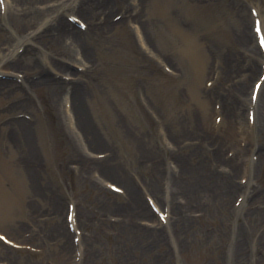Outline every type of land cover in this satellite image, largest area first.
Instances as JSON below:
<instances>
[{
    "label": "rangeland",
    "instance_id": "1",
    "mask_svg": "<svg viewBox=\"0 0 264 264\" xmlns=\"http://www.w3.org/2000/svg\"><path fill=\"white\" fill-rule=\"evenodd\" d=\"M28 1L35 2L37 8L43 6V0ZM251 6L264 14V0H149L140 10L142 17L137 25H120L111 37L104 40L90 37L83 42L91 51L93 61L86 80L88 101L82 104L103 144L102 148L94 150L93 156L102 157L110 149L117 162L133 164L137 162L138 145L142 143L156 146L170 163L174 155L165 141L168 133L182 127L196 128V120L200 118L206 119L211 130L213 126H221L222 118L220 122L216 120L219 117L215 105L219 98L210 96L208 107H205L207 91L213 85L216 88L234 86L242 88L248 98L260 74L259 58L246 49L240 38V32L250 28ZM160 7L165 8V16L160 15ZM12 15L9 12L7 19ZM116 15H122L118 14V9L111 12L113 19ZM7 19L0 18V56L16 49L17 38L29 35L35 25L32 20L27 24L21 21L17 31L7 27ZM84 21L89 28V22ZM172 24L193 36L199 71L182 53L184 40L172 32ZM75 25L78 27L76 22ZM139 25L141 32L148 36L151 49L141 46L134 29ZM33 39L36 44L29 49H33L34 54L21 56L15 65L9 56L4 57V71L0 73V80L12 81L17 86L15 93L0 97V233L17 246L0 240V264H264V214L260 219V215L251 214L246 198L242 203L237 200L247 190L264 191V164H259L254 172L256 179L250 176L252 173L248 174L253 166L250 160L258 159L257 152L253 157L250 150L264 146V88L257 102L255 127L242 136L248 124L245 106L243 122L237 124V131L235 125V130H230L237 137L223 148L222 154L231 157V148L248 146L249 155L241 164L240 173L235 175L241 189L229 197V209L221 212L216 204H207L203 214H193L190 227L182 231H179L181 223L173 220L163 230V245L155 247L153 252L143 253L129 243L118 242L112 230L116 227L103 226L105 222L114 223L115 218H95L104 212L99 208L101 202L122 204L125 195L115 194L108 188L107 183L122 186L115 179L108 177L105 183L94 173L87 177L79 174L81 165L75 154L81 155L84 148L66 121L65 109H69L70 102L65 106L64 95L59 94L54 99L47 85L31 83L47 73L55 79L62 77L61 80L68 81L74 76L65 75L70 77L67 79L56 73H62L64 67L68 68L66 73H82L81 69L86 67L74 65L73 59L66 60L64 56L72 58L74 52L77 54L75 48L53 41L47 29ZM66 48L68 50L63 52ZM18 51L21 53L22 48ZM42 53L47 63L38 61ZM30 60L37 63L35 69L27 68ZM225 60L232 64L231 72ZM25 96L30 99L31 107L9 109ZM12 117L32 123L39 163L37 173L31 177L22 161V151L5 143L4 122ZM211 132L216 135L219 131ZM140 169L138 176L141 178L152 173L150 164H142ZM163 184L164 181L161 186ZM157 186L158 194L152 197L163 208L160 175ZM141 197L148 205L147 192L141 191ZM259 200L262 204L264 195ZM51 201L60 206L63 220L70 203L88 215V220L79 221L80 256L70 247L66 258L60 260L61 240L57 235L37 233L57 221L49 207ZM73 238L74 233H71L68 237L71 245ZM236 244L242 250L238 259Z\"/></svg>",
    "mask_w": 264,
    "mask_h": 264
},
{
    "label": "bare ground",
    "instance_id": "2",
    "mask_svg": "<svg viewBox=\"0 0 264 264\" xmlns=\"http://www.w3.org/2000/svg\"><path fill=\"white\" fill-rule=\"evenodd\" d=\"M3 1L6 12L4 17H2L0 9V18L5 20L9 12L14 14L7 19L6 24L8 28L19 31L16 28L20 26L21 21L27 24V22L29 23L32 20V23L35 25L31 27L33 29L29 35L17 38L18 46L16 49L8 50V53L6 52L7 55L4 52L1 54L0 73L4 71V57L9 56L10 60L14 61L12 65H15L20 62L21 56L30 53L34 54L35 51L29 49L36 44L33 38L36 34L39 35L45 32L46 29L51 34L53 41L59 44L62 43L68 48H75L77 54L74 52L72 58L62 55L66 60L70 61L73 59L71 62L74 65L86 67L82 73H66L67 67L63 68L62 73H56L61 76H74L75 79L73 78L71 81L61 80L62 77L55 79L47 73L48 75L42 76L37 80H32L31 83L34 85H47L54 99H57L59 94H62V97L63 95L65 96L64 104L70 102L69 109H65L66 121L84 148L81 155L74 153L76 155L75 158H77L81 165L78 169L79 174L87 177L94 173L93 175H97V178L102 182L111 178L122 185L118 186V188L123 190L125 203L117 204L103 201L99 208L104 212L101 215L95 216L99 220L106 219L107 217L115 218L114 223L108 224L105 222L103 226L105 228L107 225L109 227H116L112 228V230L115 232L118 242L129 243L130 246L139 248L143 253H150L156 249L155 247L163 245V230L169 227L170 222L173 220L181 223L182 228L179 227V231H182L190 227L189 224L193 214H203L204 206L206 205L207 207V204H216L218 210L221 212L229 209V197L241 189L236 184L235 175L240 173L241 164L246 161V158H249L248 146L247 148H235L232 146L234 148H231L233 149L231 157L223 155L222 152L223 148L229 145L230 142L232 143L233 138L237 137L236 134L230 133V130H235L233 128L235 125L237 131V124L243 122V108L246 106V108L253 109L251 93L247 98L244 96L242 88L236 89L234 86L222 88L221 85L216 88L213 85L207 91L208 95H205L206 104L204 106L208 107L207 99L210 96L216 95L219 98V115H222V123L221 126H213L212 128L214 131L218 129L219 132L213 135L211 128L206 124V119L200 118L196 120V128L185 129L182 127L183 129L180 128L173 133H168L165 141H167V146H170L168 148L171 154L174 155V158L170 159V163L168 162L169 158L167 160L163 158V155L166 156L165 153L159 152L156 146H144L142 143L138 145L140 148L139 155L136 157L137 162L133 164L127 165L124 162H117L115 154L110 149L106 150L101 158L93 156L96 152L94 150L102 148L103 144L100 142L90 119L84 112L85 108L82 104L86 100L88 101L86 80L89 79L90 63L93 61L91 51L89 48H86L83 42L90 37H95L96 40H104L107 37H111V33L120 25L127 23L137 25L142 17L140 10L149 0H43V6L40 8L35 6V2L32 3L28 0H13L14 4H12L11 0ZM13 7L20 11H17ZM114 9H118V14H122L118 20H113V16H111V12ZM11 11H15V13ZM165 13V8L160 7V15L165 16ZM69 17H78L84 23H86L84 19L87 20L89 28L87 25L86 29L82 31L68 20ZM258 18H261V29L264 32V14L261 11H259ZM170 26L173 29L172 32L179 34L182 40H184L185 45L182 53L190 62V65L199 71V59H197L193 36L189 31L178 27L176 24ZM253 26L254 18H252L251 27L248 28L249 31L243 30L240 32V38L243 44H246V49L251 51L253 56L258 57L259 61L264 62L262 52L258 45L255 44L256 40L252 33ZM141 28L144 30V27ZM134 29L141 46L145 49H151L150 40L147 38L146 33L143 34L141 32L140 25L134 27ZM139 34H143L142 37ZM22 47L23 51L18 53V50ZM66 50L68 49L66 48L63 52H66ZM38 54L35 53V55ZM38 61L42 63L48 62L46 55L43 53L39 56ZM224 64H226V67L228 66V71H230L232 64L226 60ZM36 67L37 63L35 64L33 60H30L27 68L35 69ZM218 80L219 77L215 82L217 83ZM263 88L264 83L262 85ZM16 91L17 86L15 83L0 80V97L3 95L10 96ZM28 107H31V101L25 96L23 99L11 104L9 109L13 111ZM255 124L256 122L253 125L254 127ZM4 127H6L4 134L5 143L11 147H16L20 152L22 151V161L31 177L37 173L36 170L39 163L32 135V123L23 118L12 117L4 122ZM249 128L246 125L242 136H245L249 132ZM186 149L190 150L182 154L181 151ZM255 151L257 152L258 159L256 158V161L253 158L250 160L253 166L248 171L249 175L252 173L250 176L253 179L257 178L254 172L260 166L259 164H264V162H261L264 158V146L252 147L250 152L253 153V157L254 155L256 156ZM142 164H150L152 172L150 176L145 178L138 176ZM159 175L160 191H162L161 201L165 204L163 208H167L166 212L169 214L166 226L161 223L141 197V191L147 192L150 198L157 196ZM163 181L164 184L161 186ZM164 185L165 187H163ZM163 188L165 193L163 192ZM244 194L246 196V205L250 207V210L252 209L251 214L260 215V219H262L264 200L261 204L259 199L264 195V191L259 192L257 189H250L249 191H245ZM258 203L260 205H257ZM49 207H51L53 217L57 221L50 226L42 228L41 233H37L44 234L45 236L47 234L57 235V239L61 240L59 256L60 260H63L66 258L69 248L75 249L76 247L73 243L71 245L68 240L70 232L66 230V227H68L67 220L62 219L58 203L51 201ZM74 211H76L75 216L77 220L75 223L77 225L76 229H78L80 219L88 220V215L86 216V212L83 210L81 212L79 208L74 209ZM77 245L78 251H80L82 243ZM241 252L240 245L236 244V259L242 256Z\"/></svg>",
    "mask_w": 264,
    "mask_h": 264
},
{
    "label": "snow or ice",
    "instance_id": "3",
    "mask_svg": "<svg viewBox=\"0 0 264 264\" xmlns=\"http://www.w3.org/2000/svg\"><path fill=\"white\" fill-rule=\"evenodd\" d=\"M258 31L260 30L259 28L257 29ZM262 46H264V41L261 42Z\"/></svg>",
    "mask_w": 264,
    "mask_h": 264
}]
</instances>
